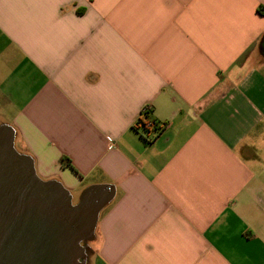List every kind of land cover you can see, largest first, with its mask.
Listing matches in <instances>:
<instances>
[{"label":"crops","instance_id":"0c3cea01","mask_svg":"<svg viewBox=\"0 0 264 264\" xmlns=\"http://www.w3.org/2000/svg\"><path fill=\"white\" fill-rule=\"evenodd\" d=\"M263 39L264 0H0V125L111 194L88 264H264Z\"/></svg>","mask_w":264,"mask_h":264},{"label":"water","instance_id":"95a60500","mask_svg":"<svg viewBox=\"0 0 264 264\" xmlns=\"http://www.w3.org/2000/svg\"><path fill=\"white\" fill-rule=\"evenodd\" d=\"M103 189L92 185L73 204L59 182L36 174L10 127L0 125V264H84L81 242L92 238L97 211L111 197Z\"/></svg>","mask_w":264,"mask_h":264},{"label":"trees","instance_id":"16d2710c","mask_svg":"<svg viewBox=\"0 0 264 264\" xmlns=\"http://www.w3.org/2000/svg\"><path fill=\"white\" fill-rule=\"evenodd\" d=\"M260 8V7H259ZM262 8H260L259 10H261ZM136 128H141V129H147L150 126H152L154 129H159L161 128V126H158L153 120L149 119L148 116V110H146L143 113H140V116L138 117L135 125Z\"/></svg>","mask_w":264,"mask_h":264},{"label":"rangeland","instance_id":"374dc122","mask_svg":"<svg viewBox=\"0 0 264 264\" xmlns=\"http://www.w3.org/2000/svg\"><path fill=\"white\" fill-rule=\"evenodd\" d=\"M42 179H43V178H42ZM82 248H84L83 245H82ZM82 252L84 253V255H83L82 257H80V258L78 259V261H81V262H83L84 264H88V259H87L88 255H87V251L82 250Z\"/></svg>","mask_w":264,"mask_h":264},{"label":"built area","instance_id":"2783aa9c","mask_svg":"<svg viewBox=\"0 0 264 264\" xmlns=\"http://www.w3.org/2000/svg\"><path fill=\"white\" fill-rule=\"evenodd\" d=\"M146 110H148V106H144V107L141 109V112H140V113H143V112H145Z\"/></svg>","mask_w":264,"mask_h":264},{"label":"flooded vegetation","instance_id":"af4514ba","mask_svg":"<svg viewBox=\"0 0 264 264\" xmlns=\"http://www.w3.org/2000/svg\"><path fill=\"white\" fill-rule=\"evenodd\" d=\"M81 245H83L85 247L86 243L85 242H81Z\"/></svg>","mask_w":264,"mask_h":264}]
</instances>
